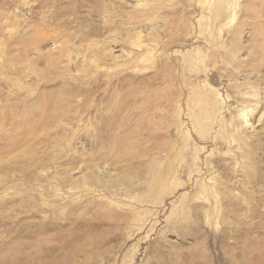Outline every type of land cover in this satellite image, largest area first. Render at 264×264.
Here are the masks:
<instances>
[{
	"label": "rangeland",
	"instance_id": "rangeland-1",
	"mask_svg": "<svg viewBox=\"0 0 264 264\" xmlns=\"http://www.w3.org/2000/svg\"><path fill=\"white\" fill-rule=\"evenodd\" d=\"M0 264H264V0H0Z\"/></svg>",
	"mask_w": 264,
	"mask_h": 264
}]
</instances>
